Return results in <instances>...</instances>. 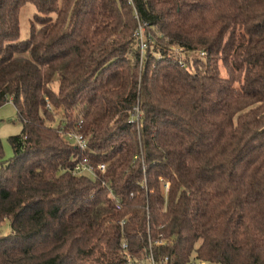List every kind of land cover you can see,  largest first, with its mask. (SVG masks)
I'll list each match as a JSON object with an SVG mask.
<instances>
[{"label":"trees","instance_id":"obj_1","mask_svg":"<svg viewBox=\"0 0 264 264\" xmlns=\"http://www.w3.org/2000/svg\"><path fill=\"white\" fill-rule=\"evenodd\" d=\"M8 101L0 264H264V0H0Z\"/></svg>","mask_w":264,"mask_h":264},{"label":"rangeland","instance_id":"obj_2","mask_svg":"<svg viewBox=\"0 0 264 264\" xmlns=\"http://www.w3.org/2000/svg\"><path fill=\"white\" fill-rule=\"evenodd\" d=\"M37 12L36 6L31 2L23 4L19 10V22H20V33L19 38L26 39L29 36L30 22L33 15ZM141 27L143 33V39L146 43L147 34L144 30V26L139 24L138 28ZM137 29V28H136ZM135 29V30H136ZM137 39V45L138 44ZM140 48V46H139ZM191 55V53H189ZM192 56V55H191ZM190 56V57H191ZM21 130V123L17 119L15 108L12 102L8 101L0 106V141L3 149V158L8 159L12 156V148L8 141V137L18 134ZM9 222L5 220L0 226V233H8ZM194 264H199L195 262Z\"/></svg>","mask_w":264,"mask_h":264},{"label":"built area","instance_id":"obj_3","mask_svg":"<svg viewBox=\"0 0 264 264\" xmlns=\"http://www.w3.org/2000/svg\"><path fill=\"white\" fill-rule=\"evenodd\" d=\"M134 37L137 41L138 44L140 46V59H142L144 57V50L146 49L147 45L144 42L143 39V33H142V29L141 27H137V29L134 31ZM172 51L174 54L175 59L177 60L178 63L184 65V61L182 58V54L184 52V48L183 47H179V46H173L172 47ZM205 53L200 51L199 55L203 56ZM69 141L71 143H73L74 145H77L79 148H84L86 146V140L82 137V135L74 133V132H70L67 135ZM97 170L103 172L105 170V165L104 164H100L97 167ZM72 173L76 176H81V175H86L89 177H95L96 173H95V169L92 168V166L86 162V161H80L77 162L73 169H72ZM119 204H116V208L119 209ZM122 254L126 260L127 264H158L152 254L151 251H149V253L147 254L146 258L143 260H138L137 258L133 257L127 248V244L125 242L122 243ZM167 261V258H165L161 264H165Z\"/></svg>","mask_w":264,"mask_h":264}]
</instances>
